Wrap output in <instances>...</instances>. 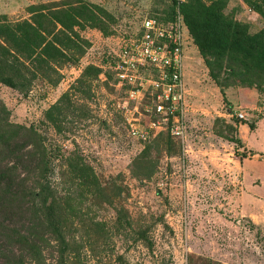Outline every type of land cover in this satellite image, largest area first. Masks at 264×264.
Listing matches in <instances>:
<instances>
[{
    "label": "rangeland",
    "instance_id": "374dc122",
    "mask_svg": "<svg viewBox=\"0 0 264 264\" xmlns=\"http://www.w3.org/2000/svg\"><path fill=\"white\" fill-rule=\"evenodd\" d=\"M80 1L102 9L104 27H74L89 43L79 61L27 93L0 81L10 130L31 128L20 136L46 163L43 173L19 164L15 182L0 181V264H264V70L238 55L241 75L216 69V81L190 36L183 135L135 139L112 59L172 1L0 0V14L16 21L32 4ZM221 1L264 44L261 0Z\"/></svg>",
    "mask_w": 264,
    "mask_h": 264
},
{
    "label": "trees",
    "instance_id": "16d2710c",
    "mask_svg": "<svg viewBox=\"0 0 264 264\" xmlns=\"http://www.w3.org/2000/svg\"><path fill=\"white\" fill-rule=\"evenodd\" d=\"M175 7L176 3L172 2L171 12L165 17L149 16L162 21L170 20ZM179 7L189 34L213 79L217 81L219 78L216 69L240 76L233 61L239 59L238 55H242L241 61L245 66H257L264 70V44L257 35H248L241 24L223 14L221 0H212L209 4L203 0H187ZM27 10L29 17L16 21L0 14V81L23 93L31 90L37 78L51 83L50 72L60 79V69L83 56L89 43L74 29L75 26L89 23L94 27H104L102 9L82 1L78 5L70 2L32 4ZM260 10L264 16V0H261ZM242 80L246 78L242 77ZM6 113L5 106L0 103V152L7 150L6 158L14 161L11 166L9 160L0 161V181L15 182V178L20 176L17 174L20 165L24 166L25 172H45L44 150L38 156L33 149L37 147L36 140L20 136L24 129L22 126L18 127L19 130H10ZM23 131L34 135L31 128ZM161 133L171 137L166 132ZM30 146L32 149L29 150L27 147ZM77 167L80 168L77 169L80 175L85 170L88 172V167L82 163Z\"/></svg>",
    "mask_w": 264,
    "mask_h": 264
},
{
    "label": "built area",
    "instance_id": "2783aa9c",
    "mask_svg": "<svg viewBox=\"0 0 264 264\" xmlns=\"http://www.w3.org/2000/svg\"><path fill=\"white\" fill-rule=\"evenodd\" d=\"M171 1L176 3L172 19L145 16L112 59L115 87L124 92L117 107L138 140L161 132L181 137L184 132V59L190 34L179 7L185 0Z\"/></svg>",
    "mask_w": 264,
    "mask_h": 264
}]
</instances>
